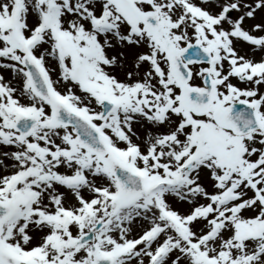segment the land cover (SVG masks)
Returning a JSON list of instances; mask_svg holds the SVG:
<instances>
[{
    "label": "snow or ice",
    "instance_id": "snow-or-ice-1",
    "mask_svg": "<svg viewBox=\"0 0 264 264\" xmlns=\"http://www.w3.org/2000/svg\"><path fill=\"white\" fill-rule=\"evenodd\" d=\"M0 264H264V0H0Z\"/></svg>",
    "mask_w": 264,
    "mask_h": 264
}]
</instances>
